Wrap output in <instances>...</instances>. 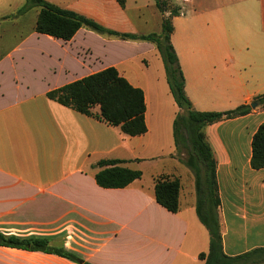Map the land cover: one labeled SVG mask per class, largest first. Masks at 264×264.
Instances as JSON below:
<instances>
[{
	"label": "crops",
	"instance_id": "0c3cea01",
	"mask_svg": "<svg viewBox=\"0 0 264 264\" xmlns=\"http://www.w3.org/2000/svg\"><path fill=\"white\" fill-rule=\"evenodd\" d=\"M45 1L118 33L161 32L153 0H125L124 7L116 0ZM177 3L170 42L192 108H251L264 94V0ZM14 9L0 0V235L45 240L73 259L0 246V264H203L198 256L208 252L209 234L196 215L194 175L174 146L178 109L155 46L83 28L63 41L34 32L38 7L10 14L7 25ZM109 67L142 91L143 135L126 136L46 96ZM262 124L264 108L256 104L202 130L215 162L226 257L264 248V168L250 167L251 139ZM101 160L123 161L141 177L125 188H101L94 180ZM157 176L179 180L176 213L156 203Z\"/></svg>",
	"mask_w": 264,
	"mask_h": 264
},
{
	"label": "trees",
	"instance_id": "16d2710c",
	"mask_svg": "<svg viewBox=\"0 0 264 264\" xmlns=\"http://www.w3.org/2000/svg\"><path fill=\"white\" fill-rule=\"evenodd\" d=\"M153 1L162 15L159 34L118 33L100 26L91 19L54 6L45 0H25L21 12L28 6L38 7L39 12L34 32L63 41H69L79 29L83 28L104 38L149 42L155 46L163 62L170 94L178 109L172 123L174 146L178 153L185 156V164L194 175L196 215L209 234L208 252L201 253L198 258L204 262L203 264H263L264 248L255 249L237 257H226L222 253L217 220L219 198L215 178V162L202 132L207 125L244 116L251 111V108L241 105L224 112H200L192 108L185 94L184 78L170 42L173 31L171 18L178 15V10L169 11V15L165 16L166 1ZM116 2L124 7L125 0H116ZM46 96L79 114L94 117L109 126L118 127L120 132L126 136L135 137L146 132L142 91L131 86L113 67L50 91ZM253 103L264 108V94L255 97ZM95 106L99 107L97 115L91 112ZM121 163L123 161L120 160L99 161L97 167L100 170L94 175L95 183L104 189H121L140 179V171L121 167ZM250 167L254 170L264 168V124L257 128L251 139ZM179 189L180 183L177 178L171 179L167 176L154 178V199L158 205L170 213L178 211ZM0 246L54 252L73 259L62 251L49 249L45 240L35 238L21 240L0 235Z\"/></svg>",
	"mask_w": 264,
	"mask_h": 264
},
{
	"label": "rangeland",
	"instance_id": "374dc122",
	"mask_svg": "<svg viewBox=\"0 0 264 264\" xmlns=\"http://www.w3.org/2000/svg\"><path fill=\"white\" fill-rule=\"evenodd\" d=\"M145 1L146 0H139L138 2L145 4ZM165 1H166V7H165V9H167L166 12L173 11V10H176L177 9V7H178L177 0H165ZM11 2L13 4H16L17 5V9L16 10L14 9L12 11H10V10L7 11V15H8L7 25H9L10 23H12V20H11L12 17H11V15L15 16V15H17L16 13H22L21 12V9H18V8H20L22 5L25 4V0H11ZM28 7H36V6H33L32 5V6H28ZM30 11L28 13L29 14V17L32 15V12H30ZM166 12L164 13L165 16H166ZM22 28L23 29H26L27 27H26V25H23V27H14V28H10V29L13 30L14 32H17V31L21 30ZM160 59H161V57H160ZM162 64H163V62H162Z\"/></svg>",
	"mask_w": 264,
	"mask_h": 264
},
{
	"label": "water",
	"instance_id": "95a60500",
	"mask_svg": "<svg viewBox=\"0 0 264 264\" xmlns=\"http://www.w3.org/2000/svg\"><path fill=\"white\" fill-rule=\"evenodd\" d=\"M250 106L251 108H254L256 106V103H252Z\"/></svg>",
	"mask_w": 264,
	"mask_h": 264
},
{
	"label": "built area",
	"instance_id": "2783aa9c",
	"mask_svg": "<svg viewBox=\"0 0 264 264\" xmlns=\"http://www.w3.org/2000/svg\"><path fill=\"white\" fill-rule=\"evenodd\" d=\"M181 1H183V2H187V1H189V0H181Z\"/></svg>",
	"mask_w": 264,
	"mask_h": 264
}]
</instances>
